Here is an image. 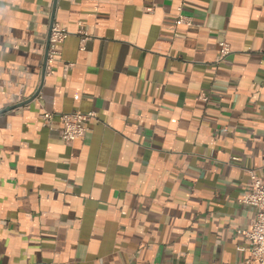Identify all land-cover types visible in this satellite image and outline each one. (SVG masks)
<instances>
[{
	"label": "crops",
	"instance_id": "obj_1",
	"mask_svg": "<svg viewBox=\"0 0 264 264\" xmlns=\"http://www.w3.org/2000/svg\"><path fill=\"white\" fill-rule=\"evenodd\" d=\"M53 23L92 38L70 35L45 75ZM12 106L0 264H254L240 200L251 171L264 180V0H0ZM76 111L97 119L67 145Z\"/></svg>",
	"mask_w": 264,
	"mask_h": 264
},
{
	"label": "built area",
	"instance_id": "obj_2",
	"mask_svg": "<svg viewBox=\"0 0 264 264\" xmlns=\"http://www.w3.org/2000/svg\"><path fill=\"white\" fill-rule=\"evenodd\" d=\"M182 24L191 26L193 21L191 17L183 14V7H179L177 9L175 25L178 26ZM73 34L81 37L82 47L92 38L89 32L84 28H81L74 33L58 24L53 25L45 58V75L52 72L53 63L60 53L58 49L59 45ZM230 53L231 49L228 43L224 41L221 42L220 53L216 62L218 64L225 62ZM71 67L72 64L66 65L65 72L67 73ZM204 99L207 100V97ZM41 117L46 125L52 120V114L49 112H43ZM95 119H97V113L94 111L87 113L76 111L62 114L60 117L62 122V128L60 131L61 139L67 145L73 144L75 141L86 135L90 130V123ZM240 202L246 206L254 208L256 212L252 227L246 231H241L248 241V246L242 247L241 249L250 252L254 264H264V180L253 171L250 172V182L247 184L246 192Z\"/></svg>",
	"mask_w": 264,
	"mask_h": 264
},
{
	"label": "water",
	"instance_id": "obj_3",
	"mask_svg": "<svg viewBox=\"0 0 264 264\" xmlns=\"http://www.w3.org/2000/svg\"><path fill=\"white\" fill-rule=\"evenodd\" d=\"M53 24H54V23H53ZM53 24H52L51 27H50L49 38H50V34H51V30H52ZM47 44H48V45H47V50H46V51H48L49 40H48V43H47ZM46 53H47V52H46ZM45 58H46V57H45ZM37 95H38V94H35V95L33 96V98H31L29 101L33 100L35 97H37ZM24 104H25V103L20 104V105H17V106H23ZM17 106H12V107L6 108V109H4V110H1V111H0V114L5 113V112H7V111H10L11 109H13V108H15V107H17Z\"/></svg>",
	"mask_w": 264,
	"mask_h": 264
}]
</instances>
